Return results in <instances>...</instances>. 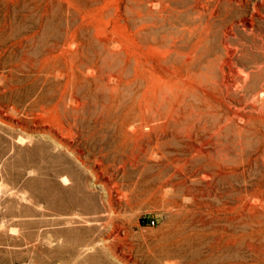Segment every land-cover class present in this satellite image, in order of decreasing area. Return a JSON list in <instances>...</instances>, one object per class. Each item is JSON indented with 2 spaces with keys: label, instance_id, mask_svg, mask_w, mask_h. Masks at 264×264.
<instances>
[{
  "label": "rangeland",
  "instance_id": "1",
  "mask_svg": "<svg viewBox=\"0 0 264 264\" xmlns=\"http://www.w3.org/2000/svg\"><path fill=\"white\" fill-rule=\"evenodd\" d=\"M135 2L0 0V264H264V134L135 149Z\"/></svg>",
  "mask_w": 264,
  "mask_h": 264
},
{
  "label": "bare ground",
  "instance_id": "2",
  "mask_svg": "<svg viewBox=\"0 0 264 264\" xmlns=\"http://www.w3.org/2000/svg\"><path fill=\"white\" fill-rule=\"evenodd\" d=\"M135 9L136 151L162 155L187 141L201 162L210 153L196 145L214 142L230 162L232 141L242 150L264 134V0H136Z\"/></svg>",
  "mask_w": 264,
  "mask_h": 264
},
{
  "label": "built area",
  "instance_id": "3",
  "mask_svg": "<svg viewBox=\"0 0 264 264\" xmlns=\"http://www.w3.org/2000/svg\"><path fill=\"white\" fill-rule=\"evenodd\" d=\"M151 224H152V226H154L156 224V222L155 221H152Z\"/></svg>",
  "mask_w": 264,
  "mask_h": 264
}]
</instances>
